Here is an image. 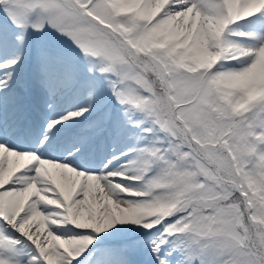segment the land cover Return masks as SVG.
<instances>
[{"label": "snow or ice", "instance_id": "snow-or-ice-1", "mask_svg": "<svg viewBox=\"0 0 264 264\" xmlns=\"http://www.w3.org/2000/svg\"><path fill=\"white\" fill-rule=\"evenodd\" d=\"M0 264H264V0H0Z\"/></svg>", "mask_w": 264, "mask_h": 264}]
</instances>
